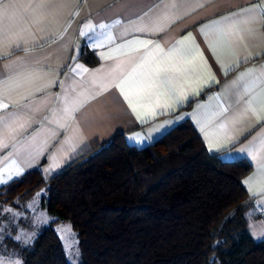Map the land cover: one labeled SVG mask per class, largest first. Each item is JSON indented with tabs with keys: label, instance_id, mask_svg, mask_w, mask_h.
<instances>
[{
	"label": "crops",
	"instance_id": "obj_1",
	"mask_svg": "<svg viewBox=\"0 0 264 264\" xmlns=\"http://www.w3.org/2000/svg\"><path fill=\"white\" fill-rule=\"evenodd\" d=\"M258 5L264 0H0V29L11 35L0 46V99L9 105L0 116L16 114L10 127H0V144H7L0 147V189L34 168L49 178L119 130L143 146L190 119L209 151L251 164L243 179L251 180L245 186L254 197L248 226L253 236L264 233V193L252 194L264 181V112L260 119L246 112L248 101L264 93V7ZM206 27L215 56L201 34ZM191 38L211 72L197 63L195 72L162 78L159 91L172 106L161 100L154 115L137 119L116 85L160 57L153 45L167 52L183 41L190 54ZM12 41L21 46L12 48ZM77 65L87 71H73ZM134 103L143 115L140 104L155 105L156 97ZM65 106L74 109L71 116ZM137 134L142 139H130Z\"/></svg>",
	"mask_w": 264,
	"mask_h": 264
},
{
	"label": "trees",
	"instance_id": "obj_2",
	"mask_svg": "<svg viewBox=\"0 0 264 264\" xmlns=\"http://www.w3.org/2000/svg\"><path fill=\"white\" fill-rule=\"evenodd\" d=\"M250 169L209 151L190 119L143 146L119 130L49 178L34 168L1 187L0 201L15 206L44 189L41 206L52 216L28 245L6 236L5 254L69 264L56 227L69 221L75 264H264V239L248 226Z\"/></svg>",
	"mask_w": 264,
	"mask_h": 264
},
{
	"label": "snow or ice",
	"instance_id": "obj_3",
	"mask_svg": "<svg viewBox=\"0 0 264 264\" xmlns=\"http://www.w3.org/2000/svg\"><path fill=\"white\" fill-rule=\"evenodd\" d=\"M258 7H264V5H258ZM247 13L250 15H256L255 9H245ZM260 15H264V13H260ZM227 19V18H226ZM219 24V22H216ZM99 28H106L107 25L100 24ZM89 31H94V28H89ZM201 34L205 37V43L208 44L209 49L212 51L213 55H216V47L214 44L210 43L207 39V27L206 29L201 31ZM224 33L221 32L220 35ZM81 35H87V33L81 31ZM0 36H3V39H0V46L3 45V40H11V35H4V30L0 29ZM192 39V48L190 50V54L185 51L181 47L184 43L183 41L177 42V44L170 48L167 52L161 48L159 44L153 45L156 49H158L161 53L159 58L153 57L150 61H147V67L145 63H141L138 65V68L141 71L137 74L136 70H133V73L128 74L124 79L121 80L119 84L116 85L124 95L125 100L128 101L129 107L132 109L134 113L137 115V119L143 120L147 118L149 115H154V108L161 107V100H165V105L167 107H171V103H167V98L163 91H159L161 85L163 83L162 78L168 77L172 80H175L178 75H184L189 72L197 71V63H199L201 70H206L209 73L211 72L210 67L208 66L207 59H205L203 52L200 50L199 45L195 43V39ZM144 44V47H148V44L145 42H140ZM150 43V42H149ZM21 44L17 41L11 42L12 48H19ZM198 58V60H197ZM83 70L87 71V69H81V66L77 65L73 71ZM247 75H251L248 73ZM136 77L133 84L129 86V91H125L126 85H129V81ZM214 76H209V82L214 81ZM155 95L156 103L155 105L151 104H140V107L145 109L143 115H141L140 111H138L137 103H134V100L137 102L143 97H151ZM8 104L3 102L0 99V109H7ZM66 115L71 116L74 109L70 106H65L63 109ZM246 112L251 113V115L257 117V119L261 118V113L264 112V93H261L259 97L253 98L248 101V106L246 108ZM16 120L15 113H9L5 116H0V127L8 128L11 126V123H14ZM130 139L140 140L142 137L140 134H137L135 137H131ZM211 143V141H209ZM0 147H7V144H0ZM58 166V165H54ZM17 174H20V170L17 171ZM0 182H3L0 179ZM251 180L245 181V184L250 185ZM251 191V188L249 189ZM264 193V181L261 182L259 188L253 192V195H259ZM58 233H60V238L65 243V251L69 258V264H75L74 257L79 255V251L77 248L78 241L76 240L75 233L72 232L71 225H64L61 228L57 229ZM264 235V233H262ZM19 239V237H17ZM0 264H6L4 259L0 257ZM14 264H21L20 261H15Z\"/></svg>",
	"mask_w": 264,
	"mask_h": 264
},
{
	"label": "rangeland",
	"instance_id": "obj_4",
	"mask_svg": "<svg viewBox=\"0 0 264 264\" xmlns=\"http://www.w3.org/2000/svg\"><path fill=\"white\" fill-rule=\"evenodd\" d=\"M44 189L37 191L30 199L22 201L18 197L14 200V204L0 201V257L4 259L6 264H14L15 261H20L19 257L12 259V256L5 254L8 250V245L4 243V239L8 235H13L14 238L20 240L23 244L28 245L33 242L41 228L48 224L52 219L49 212L41 206V196ZM22 201V202H20ZM71 225L72 232L75 233L76 240L78 236L73 229L71 222L67 221L59 223L56 227L61 228L64 225ZM17 227V228H16ZM16 228L15 234L12 229ZM60 234V233H59ZM254 238L257 240L264 239V235L259 230L255 231ZM79 251V255L74 257L75 263L80 259L79 243L76 245ZM17 258V259H16Z\"/></svg>",
	"mask_w": 264,
	"mask_h": 264
},
{
	"label": "built area",
	"instance_id": "obj_5",
	"mask_svg": "<svg viewBox=\"0 0 264 264\" xmlns=\"http://www.w3.org/2000/svg\"><path fill=\"white\" fill-rule=\"evenodd\" d=\"M253 202H254V197L249 196L245 203L250 205Z\"/></svg>",
	"mask_w": 264,
	"mask_h": 264
}]
</instances>
